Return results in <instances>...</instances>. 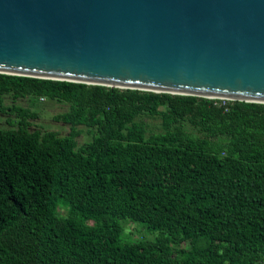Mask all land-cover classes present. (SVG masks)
Returning a JSON list of instances; mask_svg holds the SVG:
<instances>
[{
    "label": "trees",
    "instance_id": "trees-1",
    "mask_svg": "<svg viewBox=\"0 0 264 264\" xmlns=\"http://www.w3.org/2000/svg\"><path fill=\"white\" fill-rule=\"evenodd\" d=\"M6 95L66 104L69 131L10 107L0 264H264V104L0 74Z\"/></svg>",
    "mask_w": 264,
    "mask_h": 264
},
{
    "label": "water",
    "instance_id": "water-1",
    "mask_svg": "<svg viewBox=\"0 0 264 264\" xmlns=\"http://www.w3.org/2000/svg\"><path fill=\"white\" fill-rule=\"evenodd\" d=\"M0 74L264 104V0H0Z\"/></svg>",
    "mask_w": 264,
    "mask_h": 264
},
{
    "label": "rangeland",
    "instance_id": "rangeland-1",
    "mask_svg": "<svg viewBox=\"0 0 264 264\" xmlns=\"http://www.w3.org/2000/svg\"><path fill=\"white\" fill-rule=\"evenodd\" d=\"M223 101L224 99H219ZM230 101V100H229ZM20 106L23 108H28L30 111L37 113V117L34 119H30V130H41V131H54L59 136H65L69 131V126L64 124L61 121L55 120V117L63 113L67 110V105L64 103H59L55 101H48L45 99H40L36 104H32L28 99H19L14 100L11 96L6 95L2 98V103H0V128H15L18 119L15 117V113L10 111L11 106ZM2 108H6L4 111ZM148 132L158 131L159 121L156 118H146ZM81 134L77 138L78 145H82L83 143L89 141L91 139V133L88 132L86 127H80ZM59 214L64 216L65 210L63 208H59ZM124 230L122 234L124 236H128L131 234L134 238L140 236L137 232L136 225L132 223H124ZM147 238H151L154 235L151 233H145Z\"/></svg>",
    "mask_w": 264,
    "mask_h": 264
}]
</instances>
